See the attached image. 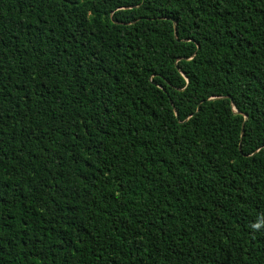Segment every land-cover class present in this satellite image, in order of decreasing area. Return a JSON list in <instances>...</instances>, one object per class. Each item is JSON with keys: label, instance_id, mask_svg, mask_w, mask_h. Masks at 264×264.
Returning <instances> with one entry per match:
<instances>
[{"label": "trees", "instance_id": "16d2710c", "mask_svg": "<svg viewBox=\"0 0 264 264\" xmlns=\"http://www.w3.org/2000/svg\"><path fill=\"white\" fill-rule=\"evenodd\" d=\"M0 264H264V0H0Z\"/></svg>", "mask_w": 264, "mask_h": 264}, {"label": "water", "instance_id": "95a60500", "mask_svg": "<svg viewBox=\"0 0 264 264\" xmlns=\"http://www.w3.org/2000/svg\"><path fill=\"white\" fill-rule=\"evenodd\" d=\"M174 29H175V31H174V35H175V37H176V35H177V32H176V26L174 25ZM243 132V129H242V131H241V133Z\"/></svg>", "mask_w": 264, "mask_h": 264}]
</instances>
